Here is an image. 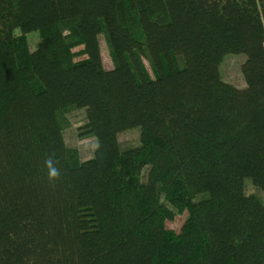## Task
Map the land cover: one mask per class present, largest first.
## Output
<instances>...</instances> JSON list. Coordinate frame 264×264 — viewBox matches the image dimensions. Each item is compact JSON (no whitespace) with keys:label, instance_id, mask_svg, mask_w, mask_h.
I'll return each instance as SVG.
<instances>
[{"label":"trees","instance_id":"obj_1","mask_svg":"<svg viewBox=\"0 0 264 264\" xmlns=\"http://www.w3.org/2000/svg\"><path fill=\"white\" fill-rule=\"evenodd\" d=\"M247 181L264 195V0H0V264H264Z\"/></svg>","mask_w":264,"mask_h":264},{"label":"rangeland","instance_id":"obj_2","mask_svg":"<svg viewBox=\"0 0 264 264\" xmlns=\"http://www.w3.org/2000/svg\"><path fill=\"white\" fill-rule=\"evenodd\" d=\"M29 43L32 49H35L40 42V36L37 33L28 36ZM102 58L104 67L108 70L114 68V63L110 55L107 42L104 37H101ZM82 49L78 48L76 52H80ZM84 59V57L76 59V61ZM246 60L245 55L231 54L223 59L220 66V73L222 79L238 88L245 87V80L242 72V66ZM145 66L149 75L154 78V73L150 64L147 61ZM66 129L64 131V138L67 146L75 153V157L81 161H87L93 158L98 146V142L95 138L84 135V127L86 126V114L84 110L74 111L67 116ZM119 143L122 148L128 149L137 147L141 143V135L138 129L125 132L119 136ZM245 190L247 195H255L264 201V195L254 187L251 182L245 183ZM187 213L178 215L174 222L168 223L169 229L179 231L183 222L185 221Z\"/></svg>","mask_w":264,"mask_h":264},{"label":"clouds","instance_id":"obj_3","mask_svg":"<svg viewBox=\"0 0 264 264\" xmlns=\"http://www.w3.org/2000/svg\"><path fill=\"white\" fill-rule=\"evenodd\" d=\"M49 166V176L50 177H56L58 176V170L55 167H52L51 160L48 161Z\"/></svg>","mask_w":264,"mask_h":264}]
</instances>
